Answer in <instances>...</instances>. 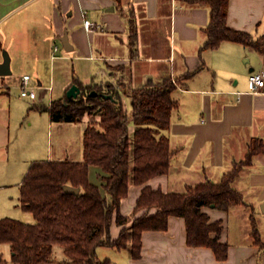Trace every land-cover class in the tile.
Masks as SVG:
<instances>
[{
  "label": "crops",
  "instance_id": "0c3cea01",
  "mask_svg": "<svg viewBox=\"0 0 264 264\" xmlns=\"http://www.w3.org/2000/svg\"><path fill=\"white\" fill-rule=\"evenodd\" d=\"M209 18L206 5L181 0H0V63L4 51L10 58V73L0 75V195H6L11 204L17 202L13 207L27 215L23 223L34 222L20 205V186L30 165L67 159L77 150L69 141L65 147L56 146L59 152L54 155V129L60 137L64 131L79 129L81 147L77 152L81 161L83 131L96 119L87 116L82 125V121L53 122L49 113L41 110V99L49 96L47 88L42 89L38 101L37 95L33 102L20 97L16 86L24 75H30L32 81L33 74L39 77L60 58L89 60L97 63L101 72L99 78L92 74L84 81L73 75L64 93L74 78L85 88H110L119 94L127 114L131 89L164 78L175 84L172 97L177 107L162 133L173 152L170 170L147 182L153 190L181 193L188 185L217 183L234 162L244 158L254 139L264 144V87L259 94L250 93L248 88L249 76L264 71V44L256 51L224 41L216 49L201 50ZM84 19L93 23L89 30L83 27ZM226 26L248 33L253 40L264 37V0H228ZM64 32L72 47L65 51L62 46L65 53H58L57 41ZM99 173L96 167H89L91 183H100ZM233 187L242 195L244 205L227 212L201 209L210 223L220 222L219 241L228 245L225 261L216 260L209 248L187 246L185 221L175 216L168 218L166 231L142 232L140 258L133 259L128 249L99 247L107 254L104 259L110 264H264V254L251 237L250 214L237 219L238 224L232 216L238 213L237 208L245 212L252 208L264 243V211L260 210L264 204V153L240 170ZM141 189L130 185L120 201L119 211L130 219L128 225L143 213L155 212H133ZM120 229L112 221L111 239L118 237Z\"/></svg>",
  "mask_w": 264,
  "mask_h": 264
},
{
  "label": "trees",
  "instance_id": "16d2710c",
  "mask_svg": "<svg viewBox=\"0 0 264 264\" xmlns=\"http://www.w3.org/2000/svg\"><path fill=\"white\" fill-rule=\"evenodd\" d=\"M161 1V0H159ZM188 4H204L209 9L203 49H216L224 41L240 43L260 51L264 37L253 40L248 33L226 26L228 0H181ZM131 41L135 27L131 20ZM187 75L186 77H188ZM80 94L54 100L41 110L47 111L53 122L78 123L85 115L96 117L83 131L82 160L68 159L35 161L28 168L20 186V205L33 216L32 224L13 218L0 219V245L10 249L13 264L51 263L54 245L64 248L67 260L56 264H110L96 255L99 247L128 249L133 259L141 256V235L144 231H166L170 216L185 221L186 244L209 248L215 259L225 261L228 245L219 241L222 227L219 221L209 222L203 207L229 211L244 205L242 195L233 187L240 170L250 165L254 156L264 153V144L254 139L241 161L234 162L229 172L217 183L206 181L188 185L181 193L153 190L147 182L168 174L172 151L163 135L170 124V114L177 107L172 97L176 86L170 78L149 81L129 91L130 115L123 108L119 94L100 86L82 87ZM94 89V90H93ZM96 95L91 96L90 92ZM112 96V99L106 98ZM135 127L130 131V127ZM90 166L99 173V184L89 180ZM142 186L133 212L155 209L152 215L143 213L130 219L121 215L120 201L130 185ZM78 188L77 194L66 193L63 186ZM253 244L264 254L256 220L250 208ZM112 221L121 227L116 239H111ZM0 252V264H4Z\"/></svg>",
  "mask_w": 264,
  "mask_h": 264
},
{
  "label": "rangeland",
  "instance_id": "374dc122",
  "mask_svg": "<svg viewBox=\"0 0 264 264\" xmlns=\"http://www.w3.org/2000/svg\"><path fill=\"white\" fill-rule=\"evenodd\" d=\"M57 45L59 49L58 53H65L64 51L63 52L61 51L63 48L59 40L57 41ZM67 54H70V53H67ZM49 68L51 69L49 70ZM99 69L100 68L97 63L96 64L92 63L89 60L88 61H78V60H73L72 58H65V59L60 58L58 60H55L54 62H52L51 67L47 66V70L45 69L40 74L39 77L33 74V77H32L33 82L31 81V86L38 87L37 86L38 83H41V85L43 86H46V85L49 86V87L39 86V88L36 89V95L38 96L36 101L41 99L40 97L42 95V89L44 88H47L49 92V96L41 99L42 100L40 103L41 105L48 106L54 100L64 99V95H65L64 89L68 83L72 82L73 75H75V77H78L82 81L87 80L92 74H96V77L99 78L101 75L100 74L101 72ZM16 87L18 89V86ZM99 88L101 89L102 87H99ZM44 115L47 116V114H44ZM128 115H130V109H128ZM84 118L88 120L87 115H85ZM84 123L86 122L82 121L81 125ZM81 125L79 124L77 126L80 128ZM78 133H79V129H74L72 131L68 130L66 132L64 131V134L60 137L58 135L59 134L58 129H54L53 140H52V144L54 147V155H58V152H59L56 146L59 147L60 145H62L63 147H65V145H67L69 141L78 150V146L80 145L79 148L81 147V136L78 135ZM45 146H46V142L44 141L42 142L41 148L44 150ZM77 150L75 149V151H73L71 156H68L67 159L72 160V161H78L79 154ZM5 196L6 195L4 194L0 195V216L2 215L5 217H11L16 220L19 219L20 222H23L24 218H26L25 217L26 213L19 211L17 207L14 208L13 206L16 205L17 202L13 201V203L11 204L10 202H8V199ZM236 210L238 211V213L237 214L233 213L232 216L237 217L236 218L237 224L240 221V220L237 221V219H242L244 215L248 216L250 214V210L246 212L241 211L240 208H237ZM260 210L262 209L260 208ZM255 211L259 212V209ZM30 223L31 221L28 224ZM0 249H1L3 259L5 260L4 264H13L10 260L11 253H9L7 245L2 244ZM97 249H96L97 250L96 255L100 260H103L105 257H107V254L105 251L101 250L100 248H97ZM63 251H64L63 247L59 245H54L52 249V255H51L52 262L48 264H56L59 261L67 260ZM110 252L111 251H108V254H110ZM113 252H116V251H113Z\"/></svg>",
  "mask_w": 264,
  "mask_h": 264
},
{
  "label": "built area",
  "instance_id": "2783aa9c",
  "mask_svg": "<svg viewBox=\"0 0 264 264\" xmlns=\"http://www.w3.org/2000/svg\"><path fill=\"white\" fill-rule=\"evenodd\" d=\"M84 17V15H83ZM93 26V23L89 20H83V27L89 30ZM56 50V48H55ZM264 87V71L254 72L249 76L248 88L252 94H259ZM39 87L31 86V80L29 75H24L18 85L19 95L22 98L28 99L33 102L36 99V89ZM50 89V88H49Z\"/></svg>",
  "mask_w": 264,
  "mask_h": 264
},
{
  "label": "water",
  "instance_id": "95a60500",
  "mask_svg": "<svg viewBox=\"0 0 264 264\" xmlns=\"http://www.w3.org/2000/svg\"><path fill=\"white\" fill-rule=\"evenodd\" d=\"M60 42L62 43V46L65 51H69L71 49V45L68 41V36L67 33L64 32L63 36L60 38ZM10 73V58L7 54V52H3V60L0 63V75H6ZM80 94V88L76 84H72L66 91V97L68 99H75L78 95ZM91 96H95L96 92L91 91L90 92ZM106 98L112 99V96L106 95ZM63 189L66 193H71V194H77L79 192L78 188H73L71 186L65 185L63 186ZM213 205H211L212 207ZM261 209L264 211V204L261 206Z\"/></svg>",
  "mask_w": 264,
  "mask_h": 264
}]
</instances>
